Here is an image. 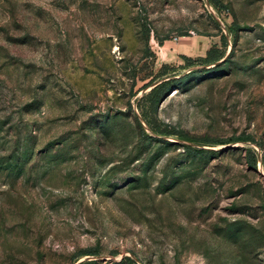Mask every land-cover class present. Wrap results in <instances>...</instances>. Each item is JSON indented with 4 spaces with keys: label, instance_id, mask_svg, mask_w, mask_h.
Segmentation results:
<instances>
[{
    "label": "rangeland",
    "instance_id": "rangeland-1",
    "mask_svg": "<svg viewBox=\"0 0 264 264\" xmlns=\"http://www.w3.org/2000/svg\"><path fill=\"white\" fill-rule=\"evenodd\" d=\"M0 264H264V0H0Z\"/></svg>",
    "mask_w": 264,
    "mask_h": 264
},
{
    "label": "trees",
    "instance_id": "trees-1",
    "mask_svg": "<svg viewBox=\"0 0 264 264\" xmlns=\"http://www.w3.org/2000/svg\"><path fill=\"white\" fill-rule=\"evenodd\" d=\"M201 59H203L205 61V63H212L218 59V56H217V54L214 53V49L210 48L208 50L207 56L203 57ZM188 61L191 62L192 60L188 59ZM171 85H172V81L163 82L162 84H160L156 88H154L151 91V93L149 94L150 103L152 104V109L154 112L157 111V107L161 101L162 96L165 93H167V91L169 90ZM144 115L146 116L145 113H144ZM146 118H147V116H146ZM149 123L152 124V127L157 132L166 133V134H179L182 137L193 138V137L189 136L185 131L178 130V129H171L169 127L162 128L160 125H156V124L152 123L151 120L149 121ZM188 147H190V146H188ZM252 161L254 164H257V156L256 155H253ZM89 252H92V250H90Z\"/></svg>",
    "mask_w": 264,
    "mask_h": 264
},
{
    "label": "crops",
    "instance_id": "crops-1",
    "mask_svg": "<svg viewBox=\"0 0 264 264\" xmlns=\"http://www.w3.org/2000/svg\"><path fill=\"white\" fill-rule=\"evenodd\" d=\"M165 54H167V55H168V52H166Z\"/></svg>",
    "mask_w": 264,
    "mask_h": 264
}]
</instances>
